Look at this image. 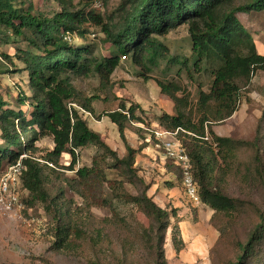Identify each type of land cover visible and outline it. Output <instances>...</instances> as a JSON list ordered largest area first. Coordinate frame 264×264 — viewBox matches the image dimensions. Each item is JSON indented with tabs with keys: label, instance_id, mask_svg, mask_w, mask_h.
<instances>
[{
	"label": "trees",
	"instance_id": "trees-1",
	"mask_svg": "<svg viewBox=\"0 0 264 264\" xmlns=\"http://www.w3.org/2000/svg\"><path fill=\"white\" fill-rule=\"evenodd\" d=\"M238 1L241 2L238 4ZM16 2L0 0V25L13 30L17 37H24L29 49L14 58L3 56L11 68H4L2 74L8 75L9 71H12V76L25 74L31 95H20L18 104L31 111L9 109L8 103L0 96V166L7 161L11 167L23 155L26 156L21 160V202V193L28 192L29 198L23 202L29 207L36 202L44 205L54 201L59 203V199L63 200V190L74 188L78 192L79 186L83 188L84 192L80 194L87 202L86 194L99 187L101 191H107V196L101 198L102 206L109 207L115 202L133 205L150 223L149 228L143 229L139 241L146 250L145 258L117 264H169L165 250L169 227H172L171 240L176 251L185 248L178 215L180 209L169 210L159 206L149 196L151 183L140 176L141 171L137 168L138 154L148 147L147 135L142 137L144 143L138 149L126 141L125 131L130 129L129 124L143 123L136 115L138 105L127 107L122 101L118 110L107 114L125 144L126 152L121 157L82 116V111L96 114L93 107L96 98L81 94L65 76L68 73H88L96 68L102 80H108L119 68L122 56L134 64H143L147 52H153L157 57L167 54L172 58L170 50L155 37L168 35L188 25L196 58L195 70L201 73L205 62L210 65L211 88L209 92L201 91L191 105V94L179 95L183 92L180 83L157 81L161 93L173 101L175 109L173 115L165 113L159 116L158 128L186 132L180 133V139L190 156L202 204L213 211L212 223L217 217L247 210L245 201L228 197L218 184V177L223 175L221 172L225 167L235 166L241 143L219 137L212 125L232 118L239 108L242 91L251 89L257 72H264V55L259 53L253 35L238 18L241 13H263L264 0H125L116 11V20L108 23L95 11H72L66 3L62 12L52 18H43L33 15L30 10L19 9ZM89 25L91 28L100 27L105 34V42L110 44V55L103 56L100 61L93 55L94 46L73 47L71 43L76 33L84 37ZM15 59L21 67L14 62ZM206 124L212 143L201 138L205 135ZM135 134L138 133L135 131ZM46 137L53 138L54 149L43 157L42 163L27 153H36V143ZM260 139L264 141L259 132L254 145H251L259 149ZM90 146L96 147L99 155L93 159L91 167L76 169L78 151ZM67 152L71 155V163L61 167V157ZM257 160L260 168H264L259 157ZM173 166L182 185L180 168ZM58 170L75 172V176L69 178ZM54 178L60 179L59 185L63 190L52 197L49 186ZM128 186L133 187L137 194L130 193ZM175 187L178 186L168 183V188ZM67 213V210H60L55 218L62 221ZM70 228L67 223L62 225L59 222L57 225L56 236L63 244L69 239ZM214 229L219 237L210 250L225 237L218 227ZM233 246L238 253L228 264H264V212L260 221ZM210 255L209 251V259Z\"/></svg>",
	"mask_w": 264,
	"mask_h": 264
},
{
	"label": "rangeland",
	"instance_id": "rangeland-1",
	"mask_svg": "<svg viewBox=\"0 0 264 264\" xmlns=\"http://www.w3.org/2000/svg\"><path fill=\"white\" fill-rule=\"evenodd\" d=\"M16 1L19 9L30 10L33 15H41L43 18H52L62 12L66 3L72 11H95L108 23L116 20V11L125 0ZM238 18L253 35L259 53L264 55V12L241 13ZM84 35L81 37L79 33L74 34L73 39L71 38L72 46H94L93 55L98 61L103 56L110 55V44L105 42V34L100 27L91 28L89 25ZM155 39L170 50L172 58L167 54L157 57L155 53L147 52L143 64H134L129 58L122 56L119 68L108 80H102L96 68L88 73H68L65 76L81 94L96 98L93 106L96 114L82 111V116L89 127L99 133L121 157L126 152L125 144L117 126L107 117L108 113L118 110L120 102H125L127 107L132 104L139 107L136 115L143 123H130V129L125 131L126 141L131 147L138 149L144 143L142 137L151 134L148 130L158 129L159 116L175 113L173 101L161 93L157 81L180 83L183 92L179 95L191 94V105L196 102L201 91L209 92L211 88L213 77L210 65L205 62L201 73L195 70L196 58L193 55V42L188 25L181 26L168 35L156 36ZM28 49L29 44L24 37H17L13 30L0 25V96L8 103L9 109L30 112L31 109L18 104L20 95H31L25 74L12 76V71L8 75L2 74L4 68H11L3 56L14 58ZM14 62L21 67L17 59ZM212 126L219 137L241 143L235 157V166L225 167L221 172L223 175L218 177V184L228 197L247 203L244 213L220 216L212 223L209 215H213V211L204 204L194 206L189 202L180 183L179 173L170 161L154 151L151 144L137 156L140 176L155 185V196H152L153 191H149V196L164 209L175 208L174 198H169L170 195L184 203L183 208H178V215L185 248L180 252L176 251L171 240L172 227H169L165 247L169 264H228L238 253L233 244L249 233L264 212V168H260L257 160L259 157L264 167V141L260 139L262 142L259 149L251 145H254L259 132L264 136V72H257L251 89L242 91L239 108L232 118ZM36 148V153L29 152L27 155L43 163V157L54 149L53 138L41 139L36 143ZM97 155L99 150L94 146L78 151L76 169L91 167ZM23 156L18 162L26 157ZM71 160L70 153H64L60 161L61 167L69 166ZM8 168V162L3 161L0 166L1 176ZM64 173L69 178L75 176V172ZM59 182L60 179L55 178L50 182L52 197L63 190ZM168 183L176 184L179 189L168 193L165 190ZM78 188V192L74 188L63 190V200L59 199V203L54 201L44 205L36 202L30 207L23 202V199L29 198L28 192H22V211L14 215L0 209V264H117L121 261L136 262L144 259L147 253L139 241L143 229L150 227L146 216L129 204L115 202L109 207L102 206L101 198L107 196V191H101L99 187L86 194V202L80 194L84 192L83 188ZM128 190L137 194L131 186H128ZM60 210L68 211L66 219L62 221L55 218ZM59 222L62 225L67 223L71 227L66 244L60 242L56 236ZM211 225L218 227L225 237L210 250V260L208 247L212 240L210 234L205 235L206 229L209 228L218 235Z\"/></svg>",
	"mask_w": 264,
	"mask_h": 264
},
{
	"label": "built area",
	"instance_id": "built-area-1",
	"mask_svg": "<svg viewBox=\"0 0 264 264\" xmlns=\"http://www.w3.org/2000/svg\"><path fill=\"white\" fill-rule=\"evenodd\" d=\"M69 40V38H68ZM125 58V57H124ZM73 106H76L73 104ZM206 131L202 140L212 143V137L206 124ZM146 142L152 145L154 151L163 156L165 160L179 166L182 174V186L189 202L194 206L202 204L196 182L192 174L190 156L180 139L184 130L169 131L164 129L148 130ZM24 157V156H23ZM52 167V165H50ZM23 171L21 162L8 168L0 179V209L8 214H18L24 208L19 198L20 177Z\"/></svg>",
	"mask_w": 264,
	"mask_h": 264
},
{
	"label": "crops",
	"instance_id": "crops-1",
	"mask_svg": "<svg viewBox=\"0 0 264 264\" xmlns=\"http://www.w3.org/2000/svg\"><path fill=\"white\" fill-rule=\"evenodd\" d=\"M171 115H173V114H171ZM135 149H137V148H135ZM136 165H137V160H136ZM154 188H155V185H152V189H151V192L153 191L152 196H155ZM177 189H179V188L175 187L173 189H170V188L165 187V190H167L168 193H173ZM169 198H174L173 199V205L175 206V208H183L184 203H183V201L181 199L175 198V197H173V195L172 196L170 195ZM211 216H212V213L209 215V219L211 218ZM211 228H213V227H211ZM180 230H181V233H182L181 223H180ZM208 234L211 235V240H212L211 245L208 247V250L210 251V249L215 245V243H216V241H217V239L219 237V234L216 235V233H214V231H212V230H209V228L206 229V234L205 235H208ZM208 258H209V256H208Z\"/></svg>",
	"mask_w": 264,
	"mask_h": 264
}]
</instances>
